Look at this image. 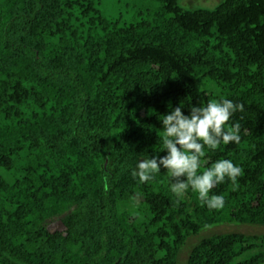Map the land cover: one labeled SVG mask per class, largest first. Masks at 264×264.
I'll return each instance as SVG.
<instances>
[{"label":"trees","instance_id":"16d2710c","mask_svg":"<svg viewBox=\"0 0 264 264\" xmlns=\"http://www.w3.org/2000/svg\"><path fill=\"white\" fill-rule=\"evenodd\" d=\"M135 19L96 0H0V264H178L215 225L264 227V0L185 10L152 0ZM244 105L241 140L205 147L199 173L228 159L239 188L217 185L220 210L163 167L162 121L178 106ZM227 127V126H226ZM264 236L214 234L185 264H263Z\"/></svg>","mask_w":264,"mask_h":264},{"label":"clouds","instance_id":"9594fccd","mask_svg":"<svg viewBox=\"0 0 264 264\" xmlns=\"http://www.w3.org/2000/svg\"><path fill=\"white\" fill-rule=\"evenodd\" d=\"M243 112L244 105L229 99L209 101L206 106H190L185 115L182 106L163 115L160 137L167 154L153 156L137 162L132 172L140 183H147L165 169L170 178V190L177 197H183L191 188L198 194L202 206L209 210H220L225 200L221 195H210L212 190L226 180L231 181L233 191L239 188L238 178L243 169L231 160H217L210 168L199 173L205 147L216 150L221 144L239 143L240 124L228 125L236 112ZM227 126V127H226Z\"/></svg>","mask_w":264,"mask_h":264},{"label":"rangeland","instance_id":"374dc122","mask_svg":"<svg viewBox=\"0 0 264 264\" xmlns=\"http://www.w3.org/2000/svg\"><path fill=\"white\" fill-rule=\"evenodd\" d=\"M102 13L110 18L120 17L123 20H134V12L147 5L148 8L155 6L152 0H96ZM225 0H178V4L185 10L207 9L214 10L216 6ZM242 233L249 236H264V227L253 225H242L237 223L215 225L203 230L195 237L190 238L182 248L178 258V264H185L190 249L201 239L214 234ZM264 264V263H263Z\"/></svg>","mask_w":264,"mask_h":264}]
</instances>
